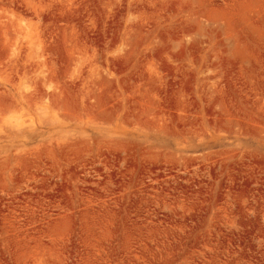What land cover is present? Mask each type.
Instances as JSON below:
<instances>
[{
	"label": "rangeland",
	"instance_id": "obj_1",
	"mask_svg": "<svg viewBox=\"0 0 264 264\" xmlns=\"http://www.w3.org/2000/svg\"><path fill=\"white\" fill-rule=\"evenodd\" d=\"M13 96L0 264H264V0H0Z\"/></svg>",
	"mask_w": 264,
	"mask_h": 264
},
{
	"label": "bare ground",
	"instance_id": "obj_2",
	"mask_svg": "<svg viewBox=\"0 0 264 264\" xmlns=\"http://www.w3.org/2000/svg\"><path fill=\"white\" fill-rule=\"evenodd\" d=\"M15 96H13V100L9 103L8 101H5V102H3L1 105H0V108L2 109V110H6L7 108H9V107H12L13 105V107H15L16 106V103H17V105H18V98H14ZM19 97H21V98H23V96H19ZM20 104V103H19Z\"/></svg>",
	"mask_w": 264,
	"mask_h": 264
}]
</instances>
